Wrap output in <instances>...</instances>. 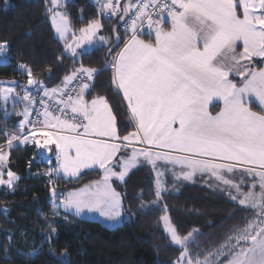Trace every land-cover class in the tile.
Returning a JSON list of instances; mask_svg holds the SVG:
<instances>
[{
  "label": "snow or ice",
  "instance_id": "1",
  "mask_svg": "<svg viewBox=\"0 0 264 264\" xmlns=\"http://www.w3.org/2000/svg\"><path fill=\"white\" fill-rule=\"evenodd\" d=\"M94 2L98 16H118L123 21L128 38L113 55L112 49L122 39L115 29V43L111 45L110 37L99 34L104 29L99 18L73 29L67 13L54 10L62 6L61 0H51L53 8L48 11L53 13L52 23L74 62L97 46L107 47L111 59L103 69L81 64L64 78V87L45 88V97L59 93L57 103L62 107L49 111L42 102L43 122L30 119L31 106L36 102L31 93L25 90L23 97L17 94L26 106L18 114L23 116L19 135L0 129L6 137L0 144V185L14 190L20 179L10 169L4 179L11 154L5 148L31 143L41 153H50L54 146L59 163L45 173L50 180L53 174L79 177L83 169L103 170L100 180L68 192L56 207L76 215L98 212L114 222L122 217L124 206L112 178L123 182L141 162L154 170L157 162L171 165L177 180L191 181L197 174H208L233 202L257 210V216L243 228H234L220 248L203 259L199 255L194 259L188 248L195 242L193 233L182 236L165 205L161 219L166 234L181 249L176 264H264V67L253 64L254 58H264V0H127L123 5L120 0ZM165 23L170 27L165 28ZM145 34L152 39H141ZM69 36L72 43H68ZM7 44L0 42V53L7 52ZM22 67L29 85L42 84L27 66ZM108 69L112 87L122 91L135 121L136 130L123 137L118 134L117 117L107 97L85 98V93L95 87V78ZM73 81H77V87L68 89ZM12 92L13 88H4L0 98L7 102ZM215 98L223 101V107L213 114L209 105ZM253 102L260 107L259 112L251 107ZM134 143L142 146L133 147ZM116 167L121 171H114ZM231 175L239 176V182L229 178ZM245 175L250 177L247 182L242 179ZM162 177L157 170L154 207L159 206L161 193L166 191ZM245 183L249 191L243 190ZM257 185L259 192L255 191ZM58 195L53 187L52 196ZM40 252L33 249L29 255ZM50 252L55 255L54 250ZM221 257H227L226 261ZM58 259L71 264L66 252Z\"/></svg>",
  "mask_w": 264,
  "mask_h": 264
},
{
  "label": "trees",
  "instance_id": "2",
  "mask_svg": "<svg viewBox=\"0 0 264 264\" xmlns=\"http://www.w3.org/2000/svg\"><path fill=\"white\" fill-rule=\"evenodd\" d=\"M51 7V0H0V41L8 42L11 55L10 63H0V79H17L18 91L25 92L29 80L19 65L27 66L33 77L48 87H57L81 64L103 69L111 59L108 48L98 46L74 62L56 35L48 11ZM62 8L77 30L89 20L99 18L110 37L109 45L115 43V29L122 39L112 49L113 55L128 38L118 16L111 19L98 16L94 0H67ZM111 75V69L101 71L86 97H107L117 117L118 133L124 136L135 130V122L121 92L112 87ZM19 107L18 102H9L5 107L0 98V129L20 133L18 124L23 116L18 115ZM5 139L0 132V144ZM8 151L11 153L8 167L20 179L14 190L0 187V264H62L58 258L65 252L71 264H174L181 249L166 234L161 219L165 205L179 233L194 234L195 242L188 245L189 251L203 259L220 248L234 228H243L257 214L256 210L233 202L208 174H198L191 181L167 177L168 190L163 192L159 206L154 207L155 172L150 165L142 164L123 182L114 181L122 195L126 218L119 225H106L56 207L57 199L66 191L100 179L103 176L100 169L86 170L77 178L52 176L50 180L45 174L49 164L35 145L20 144ZM53 187L61 195L54 198ZM141 193L142 198H138ZM33 249H41L40 254L29 255Z\"/></svg>",
  "mask_w": 264,
  "mask_h": 264
},
{
  "label": "rangeland",
  "instance_id": "3",
  "mask_svg": "<svg viewBox=\"0 0 264 264\" xmlns=\"http://www.w3.org/2000/svg\"><path fill=\"white\" fill-rule=\"evenodd\" d=\"M67 0H61V4H62V6L60 7V8H57V9H54L55 11H61V12H65V10L62 8L63 7V5H64V3L66 2ZM51 8H53V5H52V7ZM52 12H51V17H52ZM69 17V16H68ZM104 17V16H103ZM105 18V17H104ZM70 19V18H69ZM106 19V18H105ZM52 21V20H51ZM71 21V20H70ZM101 21V20H100ZM102 23V22H101ZM53 24V23H52ZM54 26V25H53ZM71 26H72V23H71ZM72 28H73V26H72ZM169 28V27H168ZM55 29V28H54ZM74 29V28H73ZM56 32V31H55ZM100 35H105L106 36V32L104 31V29L99 33ZM56 35H57V37L65 44V41H64V39H61L60 37H59V35H58V33H56ZM77 35H79V33H78V31H77ZM0 42H2V41H0ZM68 43H72V39H71V37L69 36L68 37ZM98 47V46H97ZM96 48V47H95ZM94 49V48H93ZM90 50H92V49H90ZM89 50V51H90ZM241 49L240 48H238L237 49V51H240ZM79 51V50H78ZM262 60H264V58H260V57H257V58H254L253 59V64H255L257 67H264V63H261V61ZM11 62V55H10V53H9V50H8V47H7V52L6 53H0V63H10ZM20 66V68H23L22 67V65H19ZM24 69V68H23ZM11 81H15V83L13 84V83H9V82H11ZM0 82H2V83H0V86H1V97H2V94H3V89L4 88H13L14 89V92H12V93H9V98H8V100H7V102H5L3 99V102H4V104L6 103V104H8L9 102H13V103H19L20 104V106L21 107H19V111L20 112H22L23 111V109L25 108V106H26V102L25 101H23L22 99H17V94L19 95V97H23V95H24V92H21V91H18L17 89H18V80L17 79H8V78H2V79H0ZM63 86V83L60 85V87H62ZM46 87H48L43 81H42V84H38V85H36V87L35 88H25V90H27L29 93H31V96L32 95H34V94H43L41 91H33V90H43L44 88H46ZM44 95V94H43ZM33 98V97H32ZM49 98V97H48ZM86 98V97H85ZM86 99H88V98H86ZM32 110H33V105L31 106V113H32ZM31 117V116H30ZM41 122H43V120L41 121ZM118 129V128H117ZM44 131H48V130H44ZM15 134H20V133H15ZM119 134V133H118ZM119 136L120 137H123L122 135H120L119 134ZM40 137V133H37V138H39ZM92 138H97V137H92ZM114 142H120V141H114ZM22 145H25V144H22ZM29 145H34V144H31V143H29ZM133 147H136V146H133ZM141 147V146H140ZM37 149V148H36ZM4 151L5 152H9L8 151V149L7 148H5L4 149ZM37 151H38V153H40L42 156H43V158L46 160V162L49 164V169L50 168H56V167H58V161L56 160V158H55V147L53 146V151L52 152H50V153H41L40 152V150H38L37 149ZM122 153H120V155H121ZM45 156L47 157V158H45ZM9 159V158H8ZM49 160H50V163H49ZM142 164H147V163H145V162H141V164L140 165H142ZM139 165V166H140ZM8 169H10L9 167H8V161H7V163H6V165H5V176H4V179H7V175H6V172H7V170ZM11 170V169H10ZM88 170H90V169H88ZM154 170V169H153ZM160 171V172H162L163 173V177H162V181H163V183H164V187H165V189H166V191L168 190L167 189V184H166V179H165V175H169V176H171V177H174V175H173V171L171 170V165H166V164H164L163 162L160 164V163H158L157 162V168L154 170V172L156 173V171ZM12 172H14L13 170H11ZM84 171H86V169H83L82 171H81V173H80V175L84 172ZM103 171V170H102ZM114 171H118V167H116V168H114ZM121 171V170H120ZM175 172L178 174L179 173V170H177V168L175 169ZM15 174H17L16 172H14ZM130 173V172H129ZM18 175V174H17ZM129 175V174H128ZM127 175V176H128ZM19 176V175H18ZM52 176H56L55 174H53ZM127 176L125 177V179L127 178ZM196 176V175H195ZM194 176V177H195ZM64 177H66V178H77V177H67V176H64ZM116 178V177H115ZM229 178H231V176H229ZM117 179V178H116ZM194 179V178H193ZM231 179H234V180H236V182H239V180H240V178L239 179H235V178H231ZM242 179L244 180V181H249L250 180V177H248V176H243L242 177ZM16 183V182H15ZM214 184L217 186V187H222V186H218V184H217V182L214 180ZM248 184L247 183H245V185L243 186V190L244 191H249L250 190V188H246V186H247ZM14 186V185H13ZM0 187L1 188H8V187H6V186H2V185H0ZM81 188V187H80ZM79 189V188H78ZM74 190H77V189H73V190H68V191H66L65 192V194H67L68 192H71V191H74ZM117 192H119L118 190H116ZM255 191L256 192H259L260 191V188H259V185H257V187L255 188ZM163 192H165V191H163ZM163 192L161 193V198H162V194H163ZM120 193V192H119ZM64 194V195H65ZM121 194V193H120ZM233 194H235L234 192H233ZM121 197H122V195H121ZM63 198H64V196L61 198V199H57V204L61 201V200H63ZM122 201H123V199H122ZM71 213H73L74 214V211H70ZM256 212H257V210H256ZM168 215H169V213H167ZM78 216H80V217H86V218H89V219H93V220H99V221H101L102 223H104V224H106V225H110V226H116V225H119V224H121L123 221H124V219L126 218V216L124 215V213H123V215H122V217L118 220V221H114V222H112V221H107V220H105L103 217H101L100 215H99V213L98 212H91V213H88V212H86V213H82L81 215H78ZM170 216V215H169ZM256 216H257V214H256ZM256 216H254L253 218H255ZM171 217V216H170ZM252 218V219H253ZM251 219V220H252ZM172 221V220H171ZM193 236H194V234H193ZM191 253V255H192V257L195 259L197 256H195V255H193L192 254V252H190ZM226 259H227V257H221V261H226ZM178 260V259H177ZM177 260H175L174 261V264H176V261Z\"/></svg>",
  "mask_w": 264,
  "mask_h": 264
},
{
  "label": "built area",
  "instance_id": "4",
  "mask_svg": "<svg viewBox=\"0 0 264 264\" xmlns=\"http://www.w3.org/2000/svg\"><path fill=\"white\" fill-rule=\"evenodd\" d=\"M136 2V0H133V3H135ZM120 3L123 5L124 3H127V0H120ZM105 17V16H104ZM114 17V16H113ZM112 17V18H113ZM106 18V17H105ZM106 19H108V18H106ZM125 19L127 20L128 19V17H125ZM167 19V18H166ZM122 29H123V31H124V24L122 23ZM148 31V29H147V27H145V32H147ZM142 37V36H141ZM143 37H151V36H149V35H143ZM77 87V81H73L71 84H69L68 86H67V88L68 89H71V88H76ZM78 90V89H77ZM74 94V93H73ZM32 97L35 99V104L33 105V110H32V113H31V117H30V119H32V120H39L40 122L43 120V115H42V113L44 112V108L43 107H41V103L43 102L44 104H46L47 105V107H48V110L49 111H53V109L54 108H56V107H62V105H59L58 103H57V101L61 98L60 96L58 97V98H48V97H45L43 94H34V95H32ZM63 98H65L66 99V96L65 97H63ZM67 111V110H66ZM37 113H40L41 115H39V117L37 116ZM54 114H56V115H61V113H59V112H55ZM44 130H48V131H50V129H44ZM17 135H19V134H17ZM16 142H14V144H15ZM28 145V144H27ZM134 145V144H133ZM140 146H142V145H140Z\"/></svg>",
  "mask_w": 264,
  "mask_h": 264
},
{
  "label": "crops",
  "instance_id": "5",
  "mask_svg": "<svg viewBox=\"0 0 264 264\" xmlns=\"http://www.w3.org/2000/svg\"><path fill=\"white\" fill-rule=\"evenodd\" d=\"M164 27L165 28H168V27H170V24L169 23H165L164 24ZM141 39H144V40H151L152 39V37L150 38V37H140ZM123 47V46H122ZM237 83H239V80H237L236 81ZM1 87V86H0ZM62 87H64V84H63V86ZM62 87H60V86H57V87H46L47 89H53V88H62ZM44 90H45V88L43 89V90H33V91H41L43 94H44ZM121 92V94H122V91H120ZM87 93V92H86ZM86 93H85V97H86ZM60 95H59V93L56 95V96H49V98H58ZM122 96H123V94H122ZM87 98V97H86ZM90 100V99H89ZM125 100V102H126V104H127V101H126V99H124ZM223 107V101L222 100H219L218 98H215L211 103H210V105H209V110L211 111V112H213V114H215V112H218L221 108ZM251 107L253 108V110L254 111H260L259 109H258V105L255 103V102H253L252 104H251ZM260 108V107H259ZM130 112V111H129ZM135 122V121H134ZM136 130V129H135ZM134 130V131H135ZM133 132V131H132ZM134 144H136V145H134V146H136V147H140V146H138L139 144L138 143H134ZM120 154H118V156H119ZM158 163H162V162H158ZM92 169H96L95 167L94 168H92ZM98 169V168H97ZM86 170H88V169H86ZM101 170V169H100ZM121 169L118 167V171H116V172H119ZM134 170V169H133ZM177 170H179L180 171V169H179V167H177ZM102 171V170H101ZM132 171V170H131ZM130 171V172H131ZM102 174H103V171H102ZM198 175V174H197ZM167 177H169V175H165V179H167ZM102 178V177H101ZM100 178V179H101ZM231 178H235V179H239L240 177L239 176H236V175H231ZM100 179H97V180H100ZM97 180H95V181H97ZM115 180H118V179H116L115 177H113L112 178V186L115 188V186H114V181ZM94 182V181H93ZM92 182V183H93ZM91 183V184H92ZM116 189V188H115ZM117 190V189H116ZM70 212V211H69Z\"/></svg>",
  "mask_w": 264,
  "mask_h": 264
},
{
  "label": "water",
  "instance_id": "6",
  "mask_svg": "<svg viewBox=\"0 0 264 264\" xmlns=\"http://www.w3.org/2000/svg\"><path fill=\"white\" fill-rule=\"evenodd\" d=\"M35 79H37V78H35ZM37 80H39V79H37ZM27 87H28V88H34V87H36V85H29V84L27 83Z\"/></svg>",
  "mask_w": 264,
  "mask_h": 264
}]
</instances>
